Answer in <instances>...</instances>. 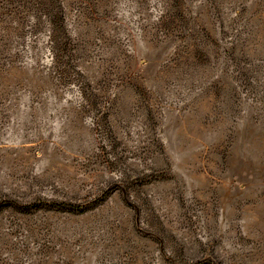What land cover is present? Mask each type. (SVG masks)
I'll list each match as a JSON object with an SVG mask.
<instances>
[{"label":"rangeland","instance_id":"rangeland-1","mask_svg":"<svg viewBox=\"0 0 264 264\" xmlns=\"http://www.w3.org/2000/svg\"><path fill=\"white\" fill-rule=\"evenodd\" d=\"M0 264H264V0H0Z\"/></svg>","mask_w":264,"mask_h":264},{"label":"trees","instance_id":"trees-1","mask_svg":"<svg viewBox=\"0 0 264 264\" xmlns=\"http://www.w3.org/2000/svg\"><path fill=\"white\" fill-rule=\"evenodd\" d=\"M49 206L51 207H59V208H64L65 206H69V209L70 210H78L79 209V206H76V205H67V204H64V203H48ZM19 207L25 209V208H29V207H33V206H38L37 204H33L32 206L30 205H26V206H21V205H18Z\"/></svg>","mask_w":264,"mask_h":264}]
</instances>
